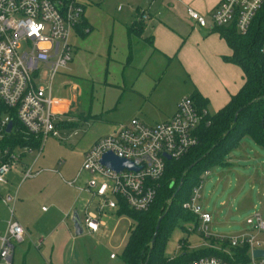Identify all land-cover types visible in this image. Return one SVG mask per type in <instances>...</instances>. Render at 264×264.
Returning a JSON list of instances; mask_svg holds the SVG:
<instances>
[{"label": "rangeland", "instance_id": "1", "mask_svg": "<svg viewBox=\"0 0 264 264\" xmlns=\"http://www.w3.org/2000/svg\"><path fill=\"white\" fill-rule=\"evenodd\" d=\"M192 1L187 7L194 6ZM177 3L180 2L85 0V17L90 26L84 29L88 31L84 34L73 31V59L52 81L59 134L42 138L41 149L26 157L32 163L40 153L34 171L45 170L40 176L28 179H24V172L12 171L0 184V229L15 220L27 233L25 241L16 244L12 264H126L123 252L133 220L115 210L105 218L107 229L76 235L74 211H69L68 206L78 198L79 191L68 183L74 181L86 153L97 140L133 118L149 125L165 121V113L176 98L191 87V74L181 66L179 58L169 59L155 51L148 39L159 23L187 25L189 18L184 12L173 9ZM141 9L150 13L144 21V39L135 33L128 34V28L140 18ZM204 16L209 23L210 16ZM49 81V72L42 69L36 83L45 86ZM195 151L185 158H191ZM203 168L190 180L198 184L204 181L202 204L214 215L209 224L213 235L240 234L247 228L246 220L256 211L264 214V205L260 203L263 197L257 195L258 190L255 200L247 207L232 200L236 187L234 176H230L231 166H208L209 176ZM90 177L83 172L75 185H85ZM80 214L85 219L84 212ZM203 240L197 233L189 234L177 227L169 237L165 253L169 257L178 256L183 250L192 253L201 247ZM214 244L212 241L207 249H212ZM112 254L117 258L112 259Z\"/></svg>", "mask_w": 264, "mask_h": 264}, {"label": "built area", "instance_id": "2", "mask_svg": "<svg viewBox=\"0 0 264 264\" xmlns=\"http://www.w3.org/2000/svg\"><path fill=\"white\" fill-rule=\"evenodd\" d=\"M263 6L264 0H222L210 15L209 23L195 9L189 8L188 12L201 27L215 29L235 24L240 33L246 34ZM85 7V0H0V184L12 171L24 172V179L43 172L34 171L40 153L32 163L26 157L41 149L42 138L59 134L52 81L73 59L71 37L85 19ZM149 14L141 9L138 20L145 21ZM261 50L264 53V40ZM42 69L50 74L45 86L36 83ZM212 115L207 106L188 95L164 122L149 125L132 119L97 140L86 153L74 181L68 183L88 195L82 219L85 231L99 232L105 224L104 216L119 210L122 204L137 212L148 211L155 202L167 162L184 157L200 143V130L211 125ZM10 122L13 124L8 132ZM22 134L39 141L40 147L3 145L12 136ZM110 152L140 169L111 168L103 163L104 155ZM83 172L91 177L85 185H75ZM209 174L206 170V176ZM203 184L202 180L183 203L196 217L187 230L204 240H215L211 247L219 254L201 255L184 264H264V257L255 255L256 250H264V217L259 213L249 217L247 228L240 234L213 235L209 226L212 216L202 204ZM26 236L23 225L15 220L0 229V264H12L16 244L23 243ZM243 248H247L245 253Z\"/></svg>", "mask_w": 264, "mask_h": 264}, {"label": "trees", "instance_id": "3", "mask_svg": "<svg viewBox=\"0 0 264 264\" xmlns=\"http://www.w3.org/2000/svg\"><path fill=\"white\" fill-rule=\"evenodd\" d=\"M87 26L90 24L85 17L77 31L84 34ZM144 28L145 22L137 20L128 28V34L140 35ZM214 30L233 50V54L225 56L224 60L243 70L245 83L225 107L212 115L211 125L201 128L200 143L190 150L189 153L196 149L191 158H185L188 153L180 159L167 162L166 172L159 181L155 202L148 211L137 212L125 204L121 205L119 214L127 215L133 220L123 252L126 264H184L201 255L219 254L213 248H202L192 253L183 250L174 257L165 253L169 237L175 228L182 227L188 232L186 224L196 220L195 215L183 207V203L189 199L193 188L198 184L191 182L190 178L195 172L199 174L203 167L207 170L208 166L223 164L228 153L245 136H251L264 146V53L261 50L264 40V6L246 34L240 33L235 24L216 27ZM191 96L200 105L207 106L206 99L200 93L195 92ZM7 144L12 147L27 144L40 147L39 141L29 139L23 134L12 136L3 145ZM192 165L194 166L191 168ZM181 182L183 185L177 192ZM159 224L158 236L153 241ZM185 241V238L181 239V242ZM246 251L247 248L242 249V252Z\"/></svg>", "mask_w": 264, "mask_h": 264}, {"label": "crops", "instance_id": "4", "mask_svg": "<svg viewBox=\"0 0 264 264\" xmlns=\"http://www.w3.org/2000/svg\"><path fill=\"white\" fill-rule=\"evenodd\" d=\"M189 1L192 0H177L180 3L173 7L174 10H182L185 16L189 18L187 25L159 23L154 26V34L148 37L155 51L166 55L169 59L174 56L178 57L181 66L192 77L191 87L185 94H181L176 98L173 106L165 113L163 119L165 121L175 113L179 101L184 96H191L195 92L200 93L206 99L207 107L209 110L216 111V114L229 103L231 97L237 94L245 83L243 70L239 66L224 60L225 56L233 54V50L227 41L214 29L201 27L190 17L188 12L189 8H193L201 14L210 16L222 0H193L192 5L194 6L187 7ZM139 37L144 39L143 32ZM132 85L134 86L135 83L133 82ZM77 101V99L73 101L65 114L71 110ZM221 165L231 166L230 176H234L233 186L236 187L231 195L233 201H239L240 206L247 207L255 200V192L258 190L257 195L263 197V202L260 203L264 205V146L258 144L251 136H245L228 153ZM40 170L44 172L45 169ZM87 198V194L79 192L78 198L69 203L68 210L78 211L79 214L80 211L84 212V204ZM222 204L225 205L226 201L223 200ZM44 210H46L45 207ZM114 211L111 210L104 216L103 221L105 224L97 233H100L102 228L107 229L105 227H108V223L105 218L113 214ZM204 211L212 216L213 222L214 215L205 209ZM256 213L264 217L263 212L256 211ZM210 244V241L203 240L201 247L198 249L208 248ZM116 258L117 255L112 257V259Z\"/></svg>", "mask_w": 264, "mask_h": 264}, {"label": "water", "instance_id": "5", "mask_svg": "<svg viewBox=\"0 0 264 264\" xmlns=\"http://www.w3.org/2000/svg\"><path fill=\"white\" fill-rule=\"evenodd\" d=\"M12 124H13L12 122L9 123V125L7 127L8 132L11 131ZM168 159H171V157L168 156ZM103 163L110 166L111 168L116 169V170H123L125 168L131 169V170H139L140 169V167L134 165L132 162H130L126 159L120 158L111 152L104 155ZM193 166L194 165H192L191 168ZM182 185H183V182H181L180 186L177 189V192L180 191ZM176 194L177 193H175L174 196H176ZM73 223H74L76 235H78V236L83 235L85 233V229L83 227V223H82V220H81V217H80V214L78 213V211H75L73 214ZM159 229H160V224L157 226L153 241L156 240V237L158 236ZM255 255L257 257H264V250H256Z\"/></svg>", "mask_w": 264, "mask_h": 264}]
</instances>
